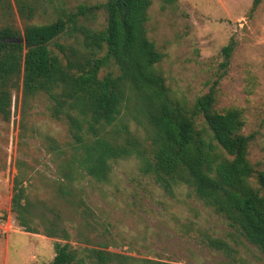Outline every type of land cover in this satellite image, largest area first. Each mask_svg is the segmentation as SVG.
<instances>
[{
	"label": "rangeland",
	"instance_id": "1",
	"mask_svg": "<svg viewBox=\"0 0 264 264\" xmlns=\"http://www.w3.org/2000/svg\"><path fill=\"white\" fill-rule=\"evenodd\" d=\"M105 1L2 0L0 29L10 27L23 38L28 27L67 19L79 6L93 7ZM151 1L145 28L161 54L154 71L164 78L169 103L180 106L182 115L191 116L197 99L214 87L213 110L242 113L243 134H255L249 160L264 171V0L253 16L249 12L254 0ZM106 25L103 10L80 17L76 31L49 45L51 55L65 67L69 60L84 63L82 58L89 55L86 46L94 43L84 32L97 35ZM232 40L236 47L225 69L222 50ZM94 52L98 59L106 49L100 53L95 48ZM21 67L18 88L12 93L11 116L7 120L0 114V264H47L56 254V243H68L78 252L77 264H100L93 251L104 253V264H264V254L224 214L201 201L189 184L176 179L179 182L169 187L163 185L154 173L143 170L137 156L111 162V174L104 181L79 171L74 182L78 200L69 204L57 192L60 169L65 160L79 154V147L66 114L55 119L54 104L46 94L23 100L25 68ZM109 74L121 75L115 63L103 67L98 76L103 79ZM144 108L129 90L121 114L102 133L118 140L117 133L128 131L146 152L144 162H153L157 146L148 131ZM68 112L80 121L89 118L79 108ZM195 120L201 128L203 118ZM82 132L93 136L86 122ZM16 176L23 180L35 206L32 227L37 234L19 226L11 212ZM56 213L67 231L59 237L47 233Z\"/></svg>",
	"mask_w": 264,
	"mask_h": 264
},
{
	"label": "trees",
	"instance_id": "2",
	"mask_svg": "<svg viewBox=\"0 0 264 264\" xmlns=\"http://www.w3.org/2000/svg\"><path fill=\"white\" fill-rule=\"evenodd\" d=\"M261 2L253 1L249 16H253ZM151 5V0H106L93 7L82 5L67 19L28 27L23 38L10 27L0 29V114L7 120L11 116L12 93L18 88L24 65L23 100L46 94L54 104L53 117L60 119V115L66 114L70 133L79 147V154L65 160L60 169L62 180L57 192L69 204L75 205L78 200L74 182L79 171L104 181L111 174V162L137 156L143 163V170L154 173L163 185L169 187L179 182L176 179L189 184L201 201L224 214L232 227L264 254V171L257 170L249 160L255 134H243L245 122L239 110L230 109L225 114L213 110L214 87L197 99L191 116L182 115L184 110L180 106L173 103V107L169 103L172 101L168 98L164 78L154 71L161 54L147 37L145 28ZM94 10L107 14L106 28L97 35L84 32L87 40L94 41L92 47L86 46L89 55L82 58L84 63L80 59L69 60L65 67L51 55L49 45L68 32L76 31L80 17ZM235 47L232 40L222 50L225 69ZM61 48L65 51L63 46ZM95 48L100 53L106 49L104 56L95 59ZM24 50L27 53L23 59ZM112 63L118 66L121 75L115 78L109 74L100 79L102 68ZM129 90L145 107L148 131L157 146L153 150V162H144L148 159L146 152L128 131L117 133L118 140L102 133L121 114ZM78 108L89 118L80 121L68 112V109ZM197 116L203 118L201 128L195 120ZM83 122L89 124L93 136L83 134ZM99 127L103 131L99 132ZM122 138L124 143H121ZM54 145L51 144V149ZM219 150L233 157L232 160L219 155ZM252 178L254 185L249 186ZM22 183L21 177L16 176L11 212L19 226L37 234L32 227L35 206ZM55 218L47 226L48 235H66L67 231L59 222L61 215L56 213ZM55 251L54 258L47 264H77L80 261L78 252L68 243H56ZM93 252L98 262L104 264V253Z\"/></svg>",
	"mask_w": 264,
	"mask_h": 264
}]
</instances>
